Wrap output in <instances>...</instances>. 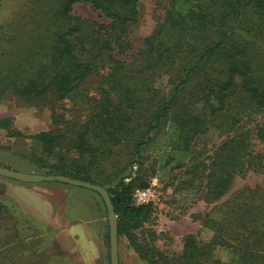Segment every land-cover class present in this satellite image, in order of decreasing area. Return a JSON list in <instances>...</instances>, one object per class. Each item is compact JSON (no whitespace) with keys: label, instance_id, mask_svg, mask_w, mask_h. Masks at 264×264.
<instances>
[{"label":"trees","instance_id":"16d2710c","mask_svg":"<svg viewBox=\"0 0 264 264\" xmlns=\"http://www.w3.org/2000/svg\"><path fill=\"white\" fill-rule=\"evenodd\" d=\"M139 1H65V30L53 36L48 62L17 93L55 105L97 76L98 94L75 128L28 137L36 148L29 164L37 174L106 188L118 216L119 237L126 236L147 264H209L215 248L233 249L238 264H264V186H245L219 202L235 175L260 170L256 160L262 157L248 149L252 135L264 143L258 120L264 115V0H169L162 21L135 51L129 30L137 21ZM77 3L89 4L109 23L77 17ZM248 14L254 16L251 24ZM163 77H168L166 92L155 88ZM160 137L166 144L159 161L165 166L177 161L192 188L206 180L209 201L219 202L202 219V231L212 233L210 241L187 235L181 254L172 256L140 243L133 234L154 215L153 204L133 203L134 191L150 182L139 171L136 180L132 174L100 178L122 147L131 150V168L141 169ZM219 137L228 140L211 156L208 143ZM19 246L23 257L3 258L0 264H75L55 254L49 243Z\"/></svg>","mask_w":264,"mask_h":264},{"label":"rangeland","instance_id":"374dc122","mask_svg":"<svg viewBox=\"0 0 264 264\" xmlns=\"http://www.w3.org/2000/svg\"><path fill=\"white\" fill-rule=\"evenodd\" d=\"M65 1L0 0V166L12 171L35 173L29 160L36 148L28 137L42 131L64 133L75 128L85 120L89 104L98 94L97 76L88 77L76 95L55 105L46 106L17 93L36 70L48 62L53 36L65 30L61 17ZM168 3L169 0L139 1L137 21L129 30L135 51L162 21ZM73 14L84 20L109 23L86 3L75 4ZM253 21L254 16L248 14L247 23ZM261 46L264 47V38ZM167 79H158L155 88L165 91L169 86ZM258 120L264 127V115ZM227 140V137H219L208 143L209 154L213 156ZM249 142L248 152L262 157L256 160L260 170L235 175L230 189L219 202L226 201L245 186H264V143L254 135ZM165 144L166 139L160 137L141 169L136 165L131 168L133 156L129 147L118 149L100 178L132 174V179L136 180V171H139L141 179L156 184L153 218L133 234L138 235L140 243L172 256L181 254L187 235H195L198 242L210 241L212 233L202 231V219L219 202L209 201L212 196L208 194L206 180L202 184L195 182L192 188L185 184L189 177L184 175L185 169L177 167V161L169 166L159 161ZM232 165L233 170H237V166ZM0 217L5 222L0 228V262L3 258L12 257L15 261L23 257L18 251L19 245L29 249L49 243L55 254L65 255L75 264H111L108 212L104 201L94 191L60 182L26 184L0 176ZM17 220L20 223H16ZM21 220L27 223L22 224ZM77 224L85 226L90 240H83L78 234L76 240L69 237L70 230L73 232L71 227ZM233 251L215 248L209 264H238ZM201 263L202 260L194 262ZM119 264H147L139 258L126 236L119 237Z\"/></svg>","mask_w":264,"mask_h":264},{"label":"water","instance_id":"95a60500","mask_svg":"<svg viewBox=\"0 0 264 264\" xmlns=\"http://www.w3.org/2000/svg\"><path fill=\"white\" fill-rule=\"evenodd\" d=\"M0 176L26 184H43L60 182L62 184L91 190L100 195L108 212L110 228V259L111 264H119V232L118 217L112 199L106 188L90 182L75 180L66 176L42 175L37 173L16 172L0 166Z\"/></svg>","mask_w":264,"mask_h":264},{"label":"built area","instance_id":"2783aa9c","mask_svg":"<svg viewBox=\"0 0 264 264\" xmlns=\"http://www.w3.org/2000/svg\"><path fill=\"white\" fill-rule=\"evenodd\" d=\"M157 200L156 184L153 183L148 188H138L133 193V203L135 206H146L154 204Z\"/></svg>","mask_w":264,"mask_h":264},{"label":"crops","instance_id":"0c3cea01","mask_svg":"<svg viewBox=\"0 0 264 264\" xmlns=\"http://www.w3.org/2000/svg\"><path fill=\"white\" fill-rule=\"evenodd\" d=\"M68 227H69V225H68ZM71 229L73 230V232L70 230L69 237H72L74 240H76L77 234H78V236H83L82 237V238H84L83 240H90V238H88V236H87L86 228L84 225H81V224L73 225L71 227ZM68 231H69V229H68Z\"/></svg>","mask_w":264,"mask_h":264}]
</instances>
